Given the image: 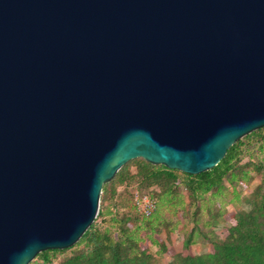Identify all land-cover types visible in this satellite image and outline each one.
<instances>
[{"label": "water", "instance_id": "95a60500", "mask_svg": "<svg viewBox=\"0 0 264 264\" xmlns=\"http://www.w3.org/2000/svg\"><path fill=\"white\" fill-rule=\"evenodd\" d=\"M263 126L264 0H0V264L74 245L129 160Z\"/></svg>", "mask_w": 264, "mask_h": 264}, {"label": "trees", "instance_id": "16d2710c", "mask_svg": "<svg viewBox=\"0 0 264 264\" xmlns=\"http://www.w3.org/2000/svg\"><path fill=\"white\" fill-rule=\"evenodd\" d=\"M264 146V126L236 141L226 155L210 170L191 174L164 164H154L143 157L129 160L112 180L103 184L101 207L98 216L82 237L71 247L48 249L40 252L44 264H54L52 255L70 251L59 264H157L150 244H156L160 253L173 257L171 264H264V149L262 157L252 156L244 161L248 144ZM136 164V171L128 166ZM259 175L260 185L254 190L249 210L224 213L230 221L226 238L216 241L210 253L195 254L192 245L196 234L191 231L185 239L184 249L174 252L161 237L162 211L181 204L178 188L184 186L193 201L199 203L207 195H223L227 184H249ZM137 181L140 185L131 190V203L137 215L135 227H130L132 216L121 214L117 204V187ZM157 187L159 191L148 190ZM146 189V190H142ZM139 190L157 198L158 208L148 216L140 214L133 203V192ZM106 202L108 204L106 205ZM31 264V263H30Z\"/></svg>", "mask_w": 264, "mask_h": 264}, {"label": "rangeland", "instance_id": "374dc122", "mask_svg": "<svg viewBox=\"0 0 264 264\" xmlns=\"http://www.w3.org/2000/svg\"><path fill=\"white\" fill-rule=\"evenodd\" d=\"M263 148L260 144H248L244 161H247L250 156L253 159L262 157ZM131 172L136 171V164L131 163L128 166ZM261 179L259 175L255 176L252 183L237 184L232 186L227 184V188L223 195L213 196L207 195L199 203V210L197 203L193 201L190 193L184 186L178 188L181 198V204L176 206V210L168 207L162 211L163 221L167 225L160 224L161 237L166 241L168 247L174 252H180L184 249V242L188 234L193 231L196 234L195 242L192 245V252L195 254L210 253L216 241H221L226 238V227L231 223L225 220L224 213L235 212L237 210H249L251 208L250 200L253 196L254 190L260 185ZM137 181L131 183H123L117 187V204L120 207L121 214L132 216V221L129 223L130 227H135L138 223L137 220H142V217L137 215L131 203V190L134 186H139ZM154 192L159 191V188L153 186L148 190ZM146 190V189H142ZM102 195V193H101ZM108 202H106V205ZM101 207V202H100ZM158 208V206H157ZM96 222L101 221V217L97 216ZM151 251L154 255L157 264H171L173 257L168 253H160L156 244H150ZM67 252H60L53 256L54 264H59ZM31 264H44L45 261L42 257H35ZM29 263V264H30Z\"/></svg>", "mask_w": 264, "mask_h": 264}, {"label": "built area", "instance_id": "2783aa9c", "mask_svg": "<svg viewBox=\"0 0 264 264\" xmlns=\"http://www.w3.org/2000/svg\"><path fill=\"white\" fill-rule=\"evenodd\" d=\"M133 203L136 210L145 216L154 213L157 209V198L148 193H142L139 190L133 192Z\"/></svg>", "mask_w": 264, "mask_h": 264}]
</instances>
